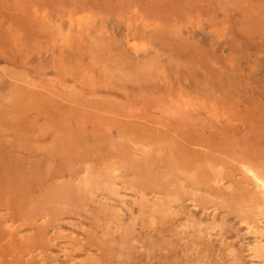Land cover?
Returning a JSON list of instances; mask_svg holds the SVG:
<instances>
[{
	"label": "rangeland",
	"instance_id": "rangeland-1",
	"mask_svg": "<svg viewBox=\"0 0 264 264\" xmlns=\"http://www.w3.org/2000/svg\"><path fill=\"white\" fill-rule=\"evenodd\" d=\"M262 163L264 0H0V264H262Z\"/></svg>",
	"mask_w": 264,
	"mask_h": 264
},
{
	"label": "bare ground",
	"instance_id": "bare-ground-1",
	"mask_svg": "<svg viewBox=\"0 0 264 264\" xmlns=\"http://www.w3.org/2000/svg\"><path fill=\"white\" fill-rule=\"evenodd\" d=\"M63 1V0H62ZM52 2V1H51ZM46 5V4H45ZM67 9V8H66ZM27 17V16H26ZM23 22V21H22ZM131 45V44H130ZM141 48V47H140ZM5 73V72H4ZM21 82V81H20ZM11 83V82H10ZM8 86V85H7ZM28 86V85H27ZM30 87V86H29ZM39 88V87H38ZM37 88V91L38 90H40V89H38ZM29 91V90H28ZM2 96V95H1ZM21 97V96H20ZM28 99H30V98H28ZM182 105V104H181ZM231 108V107H230ZM59 112V111H58ZM217 119V118H216ZM163 124H165V123H163ZM247 127V126H246ZM252 127V126H251ZM247 132V131H246ZM260 133V132H259ZM13 134V133H12ZM59 134V133H58ZM262 134V133H261ZM259 135V134H258ZM260 137V136H259ZM262 137H263V135H262ZM254 138V137H253ZM249 141V140H248ZM249 143H252L251 141L249 142ZM239 145V144H238ZM255 145V144H254ZM4 147V146H3ZM6 147V146H5ZM207 148V147H206ZM189 149V148H188ZM191 149V148H190ZM248 149H249V147H248ZM233 150V149H232ZM187 152H188V150H186ZM205 151V150H204ZM242 151H243V149H242ZM192 152V151H191ZM200 152V151H199ZM177 153V152H176ZM175 153V154H176ZM189 153H190V150H189ZM195 153V152H194ZM196 153H197V151H196ZM248 153H250V152H248ZM178 154H181V153H178ZM177 154V155H178ZM187 154V153H186ZM250 154H252V153H250ZM142 155V154H141ZM176 155V156H177ZM215 155V154H214ZM254 155V154H253ZM101 156V155H100ZM183 156H185V153L183 154ZM183 156H181L182 157V159L183 158H185L186 159V157H183ZM201 156V155H200ZM255 156V155H254ZM250 157H252V155L250 156ZM246 158V157H245ZM248 158V157H247ZM159 159V158H158ZM178 159H181V158H179L178 157ZM213 159V158H212ZM218 159V158H217ZM190 160V164H191V159H189ZM200 160V159H199ZM220 160V159H219ZM222 160V159H221ZM224 160H226V159H224ZM234 160V159H233ZM179 161V160H178ZM188 161V160H187ZM186 161V162H187ZM218 161V160H217ZM258 161V159L255 161V164H256V162ZM93 162V161H92ZM100 162V161H99ZM136 162V161H135ZM216 162V161H215ZM225 162V161H224ZM240 162V161H239ZM171 163V162H170ZM172 163H174V161L172 162ZM194 163H197V162H194ZM205 163V162H204ZM221 163H223V160H222V162H220L219 164H221ZM252 165H253V163H254V161H253V163H252V161L250 162ZM258 163V162H257ZM178 164V163H177ZM217 164V163H216ZM224 164V163H223ZM242 164H244V163H242ZM173 165V164H172ZM194 165V164H193ZM218 165V164H217ZM226 165V164H225ZM259 165V164H258ZM263 167H264V165H263V163L261 164ZM181 166V165H180ZM190 167L192 166V165H189ZM251 166V165H250ZM254 166V165H253ZM92 167V166H91ZM165 167H168V169H170V168H172L171 166H170V168H169V165H166ZM184 167V166H183ZM182 167V168H183ZM195 167H198V166H195ZM209 167V166H208ZM214 167H217V166H214ZM225 167V166H224ZM235 167V166H234ZM258 167H260V166H258ZM262 167V168H263ZM66 168V167H65ZM177 168V167H176ZM194 168V167H193ZM200 168V167H199ZM245 168H246V173H250L251 175H250V180H251V184L250 185H253L254 186V188H256L257 190H258V192L259 193H255L254 191H253V189L252 190H249V184H247V185H245L246 187H247V191H245V192H247L248 194H250V196H251V194L252 193H250L251 191H253L255 194H261V199H262V202H263V204H261V205H264V173H255V172H253L254 170H252L253 168L252 167H249V166H246L245 165ZM244 168V169H245ZM252 168V169H251ZM261 168V167H260ZM156 169V168H155ZM166 169V168H165ZM178 169V168H177ZM186 169V168H185ZM189 169V168H188ZM218 169V168H217ZM223 169V168H222ZM264 169V168H263ZM263 169H260V170H262V171H264ZM154 170V169H153ZM183 170V169H182ZM181 170V171H182ZM201 170V169H200ZM203 170V169H202ZM205 170H207L208 171V169H206L205 168ZM171 171V170H170ZM187 171V170H186ZM194 171H195V169H194ZM154 172H155V170H154ZM168 172H169V170H168ZM193 172V171H192ZM220 173H225L224 171H219ZM139 173H141V175H143L142 177V179H137L138 181H137V190H138V195L140 196V198H141V201L139 202V205H137L138 206V208H139V212H140V214H142V213H144L146 210H144V208L145 207H147V198L148 197H146V196H148L147 195V193H154V194H157V195H159V197H158V201H156V202H154V203H152L150 206L152 207V210H151V214H150V220H152L153 222H154V217H156V220L158 219L159 221L161 220V219H164V218H168L167 216H169V215H172V214H176L177 212V210H179V208L176 210L175 208H177V207H175V206H178V205H180L181 203L180 202H178V196H180L181 197V195L182 196H184L183 194H182V192H181V195L179 194V191L177 190L178 188H177V186H174L173 185V182H172V180L170 181H167V182H162V181H159L160 180V178H158V176H157V174L155 175V174H151L150 173V171L148 172L147 171V173L146 172H144L143 170H141ZM167 173V172H166ZM197 173V172H196ZM201 173V172H200ZM204 173V172H203ZM170 174V173H169ZM180 174V173H179ZM145 175H148V177L147 176H145ZM171 175V174H170ZM181 175V174H180ZM201 175V174H200ZM211 175V174H210ZM101 176V175H100ZM108 176V175H107ZM114 176V175H113ZM178 176V175H177ZM199 176V175H198ZM198 176H196V177H198ZM202 176V175H201ZM64 177V176H63ZM75 177V176H74ZM141 177V176H140ZM169 177V176H168ZM210 177V176H209ZM212 177V176H211ZM220 177V176H219ZM227 177V176H226ZM244 177V176H243ZM49 178V177H48ZM108 178H110V177H108ZM111 178H113V177H111ZM122 178V177H121ZM162 178V177H161ZM183 178V177H182ZM181 178V180H183ZM205 178V177H204ZM206 178H208L207 176H206ZM223 178H224V176H223ZM94 179V178H93ZM114 179H116V178H114ZM118 179V178H117ZM116 179V180H117ZM120 179V178H119ZM136 179V178H135ZM188 179H191V177L190 178H188ZM197 179V178H196ZM209 179V178H208ZM217 179H218V177H217ZM244 179V178H243ZM122 180V179H121ZM202 179L200 178V181H201ZM205 180V179H204ZM92 181H94V180H92ZM109 181V180H108ZM111 181V180H110ZM120 181V180H119ZM123 181V180H122ZM126 181H127V179H126ZM190 181V180H189ZM207 181V180H206ZM206 181H201V183H203L204 185H206V187L208 186V184H209V181H207V183H206ZM236 181V180H235ZM238 181H239V179H238ZM100 182H101V180H100ZM99 182V183H100ZM121 182V181H120ZM176 182H178V180H176ZM93 183V182H92ZM107 183V182H106ZM190 183V182H189ZM194 183V182H193ZM200 183V184H201ZM240 183V182H239ZM243 183V182H242ZM98 184V183H97ZM108 184H109V182H108ZM115 184V183H114ZM124 184V183H123ZM178 184V183H177ZM195 184V183H194ZM197 184V183H196ZM200 184H199V186H200ZM83 185V184H82ZM99 185V184H98ZM101 185V184H100ZM100 185L98 186V187H100ZM105 185V184H104ZM118 185V184H117ZM184 185V184H183ZM198 185V184H197ZM202 185V184H201ZM221 185V184H220ZM107 186V185H106ZM113 186V185H112ZM172 186H174V187H172ZM179 186H180V184H179ZM185 186V185H184ZM191 186L192 185H190V187L189 188H191ZM199 186H197V188L199 187ZM243 186V185H242ZM241 186V187H242ZM97 187V188H98ZM122 187V186H121ZM188 187V186H187ZM193 187H194V185H193ZM196 187V186H195ZM206 187H204V188H198L199 190H204L205 192H206V190H208L207 192H212L213 193V191H212V189H210V188H207V189H205ZM212 187V186H211ZM244 187V186H243ZM110 188H113V187H110ZM109 188V190H111ZM127 188V187H126ZM130 188H132V187H130ZM182 188V187H181ZM213 188V187H212ZM93 189V188H92ZM118 189V188H117ZM133 189V188H132ZM194 189V188H193ZM198 189H196V190H198ZM108 190V189H107ZM122 190V189H121ZM182 190V189H181ZM198 190V191H199ZM183 191H185V190H183ZM238 191H240V190H238ZM107 192V191H106ZM112 192H113V190H112ZM195 192H197V191H195ZM115 192H113V194H114ZM134 193V192H133ZM135 193H136V191H135ZM111 194V193H110ZM235 194V193H234ZM239 194V193H238ZM61 195V194H60ZM60 195H59V199H61L60 198ZM134 195V194H133ZM220 195V194H219ZM229 195V194H228ZM253 195V194H252ZM122 196H124V195H122ZM128 197H130V195H127ZM138 196V197H139ZM222 196V195H221ZM90 197V196H89ZM88 197V198H89ZM136 197V196H135ZM228 197V196H227ZM252 197V199L254 200H256L257 198H258V196L257 195H255L254 197L253 196H251ZM91 198V197H90ZM220 198V197H219ZM92 199V198H91ZM105 199V198H104ZM108 199V198H107ZM106 199V200H107ZM182 199V198H181ZM62 200V199H61ZM66 200V199H65ZM65 200H62V204L65 206L66 205V201ZM105 200V201H106ZM221 200V199H220ZM257 200H259V198L257 199ZM256 200V201H257ZM87 201V200H86ZM109 201V200H108ZM122 201V200H121ZM124 201V200H123ZM133 201V200H132ZM137 201H139V200H137ZM180 201V200H179ZM114 202V201H113ZM134 202V201H133ZM219 202V201H218ZM252 202V201H251ZM117 203V202H116ZM118 203H120V202H118ZM180 203V204H179ZM254 203H255V201H254ZM257 204L258 203H261L260 201L259 202H256ZM102 204H103V202H102ZM176 204V205H175ZM252 204V203H251ZM256 204V205H257ZM117 205V204H116ZM134 205H136V204H134ZM106 206V205H105ZM128 206H129V204H128ZM127 206V207H128ZM259 206V205H258ZM102 207V206H101ZM107 207H109V206H107ZM118 207V206H117ZM182 207V206H181ZM254 207H255V205H254ZM64 208H66V207H64ZM86 208V207H85ZM184 208V207H183ZM183 208H182V210H183ZM261 208V207H260ZM103 209V208H102ZM111 209V208H110ZM129 209V208H128ZM131 209V208H130ZM151 209V208H150ZM174 209H175V211H174ZM223 209V208H222ZM255 209H256V207H255ZM97 210V209H96ZM205 210V209H204ZM221 210V209H220ZM229 210V209H228ZM258 210V209H257ZM91 211V210H90ZM149 211V210H148ZM191 211V210H190ZM230 211V210H229ZM62 213L61 214H63V213H66L65 211H61ZM98 212H100V210L99 211H97V213ZM183 212V211H182ZM186 212V211H185ZM231 212V211H230ZM92 213V212H91ZM91 213H90V215H91ZM108 213V212H107ZM113 213H114V211H113ZM124 213H125V211H124ZM132 213V212H131ZM192 213V212H191ZM262 213L264 214V210L262 211ZM49 214V213H48ZM71 214V213H70ZM89 214V213H88ZM92 214H94V212L92 213ZM100 214H102V213H100ZM135 214V213H134ZM139 214V215H140ZM147 213H145L144 215H146ZM208 214H210V213H208ZM213 214V213H212ZM259 214V213H258ZM54 215V214H53ZM125 215V214H124ZM148 215V214H147ZM260 215V214H259ZM93 216V215H92ZM108 216V215H107ZM114 216V215H113ZM210 215H208V217H209ZM212 216V215H211ZM261 216V215H260ZM54 217V216H53ZM103 217H104V215H103ZM109 218L111 217V215L110 216H108ZM107 217V218H108ZM131 217V216H130ZM143 217V216H142ZM147 217H149V216H147ZM114 217H112V219H113ZM127 218V217H126ZM136 218V217H135ZM13 219V218H12ZM118 219V218H117ZM128 219V218H127ZM132 219V218H131ZM134 219V218H133ZM264 219V218H263ZM144 220H145V218H144ZM189 220V219H188ZM191 220V219H190ZM201 220V219H200ZM216 219H214V222H216L215 221ZM259 220V219H258ZM141 221V220H140ZM163 221V220H162ZM167 221H168V219H167ZM202 221V220H201ZM218 221V220H217ZM14 222V221H13ZM114 222V221H113ZM123 222H125V220L123 221ZM127 222V221H126ZM136 222V221H135ZM134 222V223H135ZM220 222V221H219ZM218 222V223H219ZM4 223H5V221H4ZM105 223V222H104ZM127 223H129V222H127ZM137 223V222H136ZM135 223V224H136ZM140 223V222H139ZM163 223H165V222H163ZM183 223V222H182ZM197 223V222H196ZM202 223H204V222H202ZM213 223V222H212ZM212 223H210V224H212ZM222 223V222H221ZM259 223H261V222H259ZM17 224V223H16ZM172 224V223H171ZM213 224H217V223H213ZM212 224V225H213ZM226 224V223H225ZM120 225V224H119ZM205 225H207V224H205ZM222 225V224H221ZM220 225V226H221ZM256 225V224H255ZM259 225V224H258ZM52 226V225H51ZM143 226V225H142ZM173 226H175V225H173ZM178 226H180V225H178ZM208 226V225H207ZM206 226V227H207ZM215 226V225H214ZM248 226V225H247ZM250 226V225H249ZM252 226V225H251ZM55 227H56V225H55ZM113 227V226H112ZM128 227V226H127ZM131 227V226H130ZM183 226H181V228H182ZM185 227V226H184ZM218 227H219V225H218ZM223 227V226H222ZM135 228V227H134ZM141 228V227H140ZM159 228V227H158ZM178 228V227H177ZM259 228H262V227H259ZM13 229V228H12ZM11 229V230H12ZM58 229V228H57ZM62 228H60V230H61ZM123 229V228H122ZM161 229V228H160ZM176 229V228H175ZM205 229V228H204ZM253 229V228H252ZM255 230L257 229V226L254 228ZM253 229V230H254ZM76 230V229H75ZM135 230V229H134ZM209 230V229H208ZM214 230V229H213ZM212 230V231H213ZM224 230V229H223ZM162 231V230H161ZM218 231H219V229H218ZM248 231H251L250 229L248 230ZM11 232V231H10ZM184 232V231H183ZM247 232V231H246ZM260 232V231H259ZM53 233V232H52ZM51 233V235H53ZM58 233V232H57ZM255 233V232H254ZM264 233V232H263ZM56 234V233H55ZM59 234V233H58ZM61 234V233H60ZM140 234V233H139ZM148 234V233H147ZM250 234V233H249ZM252 234V233H251ZM257 234V233H256ZM101 235V234H100ZM145 235V234H144ZM255 235V234H254ZM10 236V235H9ZM55 237H56V235H54ZM53 236V237H54ZM70 236H71V234H70ZM73 236H75V235H73ZM80 236V235H79ZM121 236V235H120ZM131 236V235H130ZM223 236V235H222ZM54 237V238H55ZM58 237V236H57ZM75 237H77V236H75ZM82 237V236H81ZM81 237H79V239L81 238ZM83 237H84V235H83ZM86 237H87V235H86ZM88 237H89V235H88ZM125 237V236H124ZM154 237V236H153ZM202 238H204L203 236H201ZM51 238V237H50ZM85 238V237H84ZM131 238H132V236H131ZM164 238V237H163ZM199 238V237H198ZM56 239H60V238H56ZM71 239V238H70ZM69 239V240H70ZM94 239V238H93ZM119 239V238H118ZM125 239V238H124ZM127 239H129V238H127ZM65 240V239H64ZM82 240V239H81ZM89 240V239H88ZM90 240H92V239H90ZM89 240V241H90ZM130 240H132V239H130ZM157 240V239H156ZM51 241V240H50ZM89 241H87V242H89ZM114 241V240H113ZM140 241V240H139ZM143 241V240H142ZM141 241V242H142ZM173 241V240H172ZM194 241V240H193ZM34 242V241H33ZM75 242V241H74ZM73 242V243H74ZM80 241H77V243H79ZM144 242V241H143ZM261 242V241H260ZM71 243V242H70ZM83 243V242H82ZM82 243H79L78 245H74L73 246V249L75 250H79V249H83L84 247H86V248H90V246H92L91 244L90 245H84L83 247H82ZM92 243H94V242H92ZM99 243V242H98ZM133 243V242H132ZM157 243V242H156ZM171 243V242H170ZM177 243V242H176ZM28 244H30V243H28ZM27 244V245H28ZM48 244V243H47ZM60 244V243H59ZM95 244H96V242H95ZM122 244H123V242H122ZM159 244V243H158ZM173 244V243H172ZM227 244V243H226ZM49 245V244H48ZM97 245V244H96ZM121 245V244H120ZM132 244H130V246H131ZM138 245V244H137ZM153 245H155V244H153ZM38 246V245H37ZM59 246V245H58ZM61 246H62V244H61ZM66 246H68V245H66ZM94 246V245H93ZM103 246V245H102ZM105 246V245H104ZM103 246V247H104ZM126 246V245H125ZM229 246H230V244H229ZM253 246V245H252ZM30 247H32V246H30ZM36 247V246H35ZM45 248H46V246H44ZM63 247V246H62ZM164 247V246H163ZM228 247V246H227ZM250 247V246H249ZM5 248V247H4ZM18 248V247H17ZM42 248V247H41ZM69 248V247H68ZM110 248V247H109ZM124 248H127V247H124ZM130 248V247H129ZM231 248V247H230ZM233 248V247H232ZM244 248V247H243ZM246 248V247H245ZM264 248V247H263ZM18 249H20V248H18ZM38 249V248H37ZM91 249V248H90ZM94 249V248H93ZM106 249V248H105ZM155 249V248H154ZM158 249V248H157ZM172 249V248H171ZM227 249V248H226ZM247 249V248H246ZM31 250H33V249H31ZM43 250V249H42ZM65 250H66V247H65ZM102 250H104V249H102ZM108 249H106V251H107ZM123 250V249H122ZM127 250V249H126ZM125 250V251H126ZM130 250V249H129ZM236 250V249H235ZM13 251V250H12ZM24 251V250H23ZM28 251V250H27ZM34 251V250H33ZM36 251H39V249L38 250H36ZM46 251H48V250H46ZM46 251H44V252H46ZM68 251V250H67ZM91 251H92V249H91ZM151 251V250H150ZM247 251V250H246ZM11 252V251H10ZM40 252H41V250H40ZM85 252V251H84ZM95 252V251H94ZM113 252V251H112ZM129 253L131 252V250L130 251H128ZM163 252V251H162ZM26 253V252H25ZM24 253V254H25ZM62 253V252H61ZM68 253V252H67ZM67 253H66V255H67ZM72 253H73V251H72ZM89 253H90V251H89ZM102 253H103V251H102ZM124 253V252H123ZM129 253H126V254H129ZM138 253V252H137ZM142 253V252H141ZM13 254V253H12ZM29 254V253H28ZM31 254V253H30ZM46 254V253H45ZM74 254L75 253H73V255L72 256H74ZM86 254V253H85ZM120 254H122V253H120ZM133 254V253H132ZM14 255V254H13ZM32 255V254H31ZM42 255V254H41ZM65 255V256H66ZM88 255V254H87ZM117 255V254H116ZM251 255H253V254H251ZM259 255V254H258ZM43 256H45V255H43ZM48 256V255H47ZM46 256V257H47ZM81 256H83V255H81ZM130 256V255H129ZM50 257V256H49ZM68 257V256H67ZM91 257V256H90ZM96 257V256H95ZM146 257V256H145ZM252 257V256H251ZM258 257V256H257ZM48 258V257H47ZM72 258H74V257H72ZM75 258H77L76 256H75ZM107 258V257H106ZM36 259V258H35ZM63 260H64V258H62ZM65 259H66V257H65ZM99 259H101V258H99ZM118 259V258H117ZM229 259V258H228ZM261 259V258H260ZM263 259V258H262ZM55 260V259H54ZM71 260V259H70ZM77 260V259H76ZM75 260V261H76ZM136 260H137V258H136ZM151 260V259H150ZM257 260V259H256ZM12 261V260H11ZM47 261H48V259H47ZM79 261V260H78ZM105 261V260H104ZM106 261H107V259H106ZM115 261V260H114ZM233 261V260H232ZM37 262V261H36ZM50 262V261H49ZM53 262V261H52ZM51 262V263H52ZM69 262V261H68ZM263 262H264V260H263ZM43 263V262H42ZM53 263H55V261L53 262ZM63 263V262H62ZM86 263V262H85ZM108 264H109V262H107ZM118 263V262H117ZM116 263V264H117ZM126 263V262H125ZM160 263V262H159ZM236 263V262H235ZM253 263V262H252ZM36 264V263H35ZM46 264V263H45ZM48 264V263H47ZM67 264V263H66ZM77 264V263H76ZM88 264V263H87ZM95 264V263H94ZM97 264V263H96ZM105 264V263H104ZM111 264V263H110ZM255 264H257V263H255ZM260 264H261V262H260ZM262 264H264V263H262Z\"/></svg>",
	"mask_w": 264,
	"mask_h": 264
}]
</instances>
